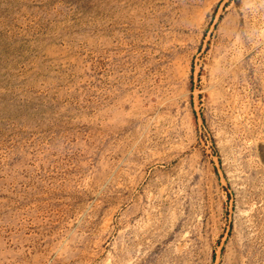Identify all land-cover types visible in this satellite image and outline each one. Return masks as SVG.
<instances>
[{
    "label": "rangeland",
    "instance_id": "1",
    "mask_svg": "<svg viewBox=\"0 0 264 264\" xmlns=\"http://www.w3.org/2000/svg\"><path fill=\"white\" fill-rule=\"evenodd\" d=\"M0 264H264V0H0Z\"/></svg>",
    "mask_w": 264,
    "mask_h": 264
}]
</instances>
